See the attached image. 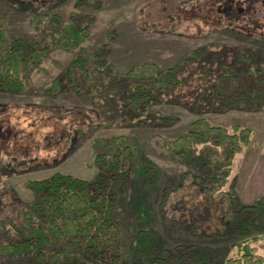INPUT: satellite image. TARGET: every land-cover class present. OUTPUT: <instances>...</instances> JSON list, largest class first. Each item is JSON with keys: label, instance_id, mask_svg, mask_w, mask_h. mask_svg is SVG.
<instances>
[{"label": "rangeland", "instance_id": "rangeland-1", "mask_svg": "<svg viewBox=\"0 0 264 264\" xmlns=\"http://www.w3.org/2000/svg\"><path fill=\"white\" fill-rule=\"evenodd\" d=\"M88 1L0 0V23L8 42H40L42 34L31 25L32 17L38 14H56L66 21L77 14L93 20L91 36L80 48H55L36 68L23 73L29 86L26 93L0 91V216L11 204L26 206L38 200L29 188L30 182L48 179L56 173L92 180L98 173L92 142L123 135L137 140L140 153L159 172L157 191L140 192L146 194V203L154 210V222L149 227L161 233V245L208 247L211 264H226L229 258H236L234 245L243 239L197 238L185 230H171L163 225L158 210L162 190L177 182L188 167L172 160L159 144L186 135L198 119H206L214 126L251 129L253 144L237 158L227 187L238 197L236 186L248 176L250 169L246 168L252 164V159L246 160V153H258L264 145V119L257 125L264 114V102L253 110V104L246 101L249 96L241 97L238 105L223 109L225 97L216 101L212 88L218 84L220 92L221 79L230 74L239 75L241 87L247 89L243 75L250 74L248 70L264 68V0ZM249 8L254 12L247 15ZM102 47H109L107 61L124 73L146 63L163 70L181 67V77H188L187 83L152 109V113L172 119L171 122H152L150 117L142 125L134 120H114L112 101L107 95L114 87L103 90L100 104L87 93L66 91L56 97L48 93L46 85L56 80L68 81L67 69L75 58ZM95 67L91 65L90 69ZM204 97L209 100L203 102ZM255 125L254 129L250 127ZM141 163L142 159L135 162ZM124 207L120 246L125 251L134 236L135 214L131 204L124 203ZM1 237L5 236H0L1 242L12 241ZM226 248L229 250L225 251ZM0 264L50 263L38 262L34 257L6 255L0 256Z\"/></svg>", "mask_w": 264, "mask_h": 264}, {"label": "trees", "instance_id": "trees-1", "mask_svg": "<svg viewBox=\"0 0 264 264\" xmlns=\"http://www.w3.org/2000/svg\"><path fill=\"white\" fill-rule=\"evenodd\" d=\"M31 25L42 34L40 42H8L0 23V91L26 93L29 86L23 73L36 68L55 48H80L91 36L93 20L74 14L66 21L59 15L42 13L32 17ZM108 49L102 47L75 58L67 69L68 81L46 85L48 93L55 97L66 91L87 93L100 104L103 90L114 87L107 94L114 120H134L142 125L150 117L152 122H171L152 109L187 83L188 77H181V67L163 70L146 63L124 73L107 61ZM91 65L97 67L90 69ZM260 72L264 73V68L243 75L247 89L241 87L239 75L221 77L220 92L218 84L213 85L212 98L216 96L218 101V97H225V109L249 96L246 101L257 110L264 102V76ZM253 141L254 132L249 128L214 126L198 119L186 135L159 144L172 160L188 167L177 182L162 190L158 210L163 225L197 238L243 239L234 245L236 258H229L226 264H264V197L245 204L227 190L237 158ZM92 147L98 169L92 180L56 173L29 183L38 198L35 203L6 207L0 216V236L12 241H0V256L34 257L50 264H211L208 247L164 248L161 233L149 227L154 210L140 191H157L160 177L155 164L140 153L137 140L123 135L96 138ZM138 159L143 163L136 165ZM124 203L131 204L135 214L134 236L125 251L120 246Z\"/></svg>", "mask_w": 264, "mask_h": 264}, {"label": "crops", "instance_id": "crops-1", "mask_svg": "<svg viewBox=\"0 0 264 264\" xmlns=\"http://www.w3.org/2000/svg\"><path fill=\"white\" fill-rule=\"evenodd\" d=\"M264 119V114L262 118L260 117L259 123ZM255 126H250L254 129ZM264 147V145H263ZM253 147H251L252 149ZM250 149V150H251ZM258 153H246V160L252 159V163L249 167V174L245 179H242L236 186V194L242 203L251 204L255 201L264 197V153L263 148H260ZM253 151V150H251ZM250 152V151H249Z\"/></svg>", "mask_w": 264, "mask_h": 264}, {"label": "flooded vegetation", "instance_id": "flooded-vegetation-1", "mask_svg": "<svg viewBox=\"0 0 264 264\" xmlns=\"http://www.w3.org/2000/svg\"><path fill=\"white\" fill-rule=\"evenodd\" d=\"M252 8V7H251ZM251 8H249L248 10H247V15H250V13H253L254 11H252L251 10ZM255 10V9H254Z\"/></svg>", "mask_w": 264, "mask_h": 264}]
</instances>
